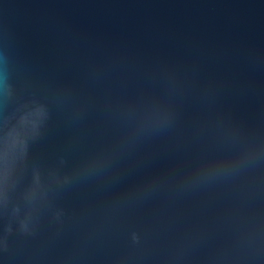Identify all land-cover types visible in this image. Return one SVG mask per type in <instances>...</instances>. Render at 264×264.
Instances as JSON below:
<instances>
[{"label": "water", "instance_id": "95a60500", "mask_svg": "<svg viewBox=\"0 0 264 264\" xmlns=\"http://www.w3.org/2000/svg\"><path fill=\"white\" fill-rule=\"evenodd\" d=\"M0 264H264V0H0Z\"/></svg>", "mask_w": 264, "mask_h": 264}]
</instances>
